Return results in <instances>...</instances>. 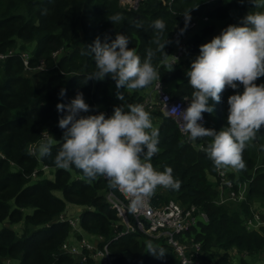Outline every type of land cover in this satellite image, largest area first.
<instances>
[{
    "label": "trees",
    "instance_id": "1",
    "mask_svg": "<svg viewBox=\"0 0 264 264\" xmlns=\"http://www.w3.org/2000/svg\"><path fill=\"white\" fill-rule=\"evenodd\" d=\"M205 1L173 0L168 9L161 0H144L135 10L126 11L117 0H0V55L6 54L0 60V264H69V258L59 251L68 238L69 226L57 221L66 204L81 209L78 227L86 235L102 239L112 264H179L161 241L138 233L115 236L120 226L115 211L104 199L110 189L108 183L100 177L90 182L75 167L65 170L55 166L54 158L63 142L58 121L67 115L66 110L58 111L56 106H67L77 93H82L90 110L81 116L103 113L108 118L114 107L139 104L142 91L150 85L139 90L120 89L129 93H123L120 101L113 98L117 91L110 77L86 80L97 70L87 47L97 37L103 43L105 35L112 40L116 34L129 39L128 47L135 49L141 62L151 49L160 83L172 82L170 97L186 98L189 104L194 90L188 84L187 71L199 55L200 46L230 25L243 26L242 19L255 13L250 0ZM186 13L196 23L193 31L186 29L182 19ZM117 15L122 19L113 21ZM203 17L206 21L201 20ZM157 19L165 24L162 33L153 28ZM176 27L180 34L184 29L181 35L187 34L183 36L185 54L168 72L166 62L174 50L168 38ZM156 39L160 43L168 41L163 51L158 50ZM29 45V67L39 61L44 64L34 82L24 77L19 55ZM14 49L15 53L11 51ZM55 52L58 54L52 58ZM255 83L264 84V77ZM61 89L66 90L63 98L59 96ZM242 91V86L236 90L226 88L220 102L214 104V118L219 119L220 112L223 116L218 131L227 126L228 97ZM156 116L160 119L156 127L159 152L150 163L157 171L171 167L181 186L178 190L158 187L151 202L158 205L173 201L183 208L193 206L205 215L206 222L197 223L186 234L200 244L202 262L232 264L228 253L233 250L238 264H248L241 258H257L256 264H264V224L251 231L243 225L244 219L252 217V203L264 215V128L242 153L245 168L225 174L234 194L239 186L244 189L243 200L219 204L216 169L202 150L208 138L196 140L198 146L194 147L180 137L173 119L160 113ZM43 135L46 139L42 142L50 144L51 154L39 158L28 148L38 146ZM42 166L54 171L51 180L41 178L46 172ZM15 224L20 225L19 231L9 228ZM149 241L165 250L162 259L148 254ZM92 263L88 260L85 264Z\"/></svg>",
    "mask_w": 264,
    "mask_h": 264
},
{
    "label": "clouds",
    "instance_id": "2",
    "mask_svg": "<svg viewBox=\"0 0 264 264\" xmlns=\"http://www.w3.org/2000/svg\"><path fill=\"white\" fill-rule=\"evenodd\" d=\"M258 6L255 0H250ZM185 26L190 16L184 15ZM113 21L122 19L114 16ZM243 26L230 25L220 35L212 38L199 48V55L187 71L188 84L194 90L188 107L183 111L179 106L169 111L175 114L181 131L188 141L211 138V142L202 150L211 161L214 169L221 171L245 168L242 153L247 143L256 138L264 128V84L255 81L264 77V11L247 14L241 21ZM140 27L139 22L136 23ZM157 33L165 29L163 20L153 22ZM184 29H181V34ZM158 50L165 47L159 39L154 41ZM129 39L116 34L115 39L105 35L104 42L97 37L88 46L97 69L86 80H103L110 77L117 89L116 98L123 100L120 89L139 90L160 80V74L152 64L154 52L147 50L143 62L135 49L129 48ZM165 56H168L165 54ZM173 58L168 63L169 71L177 62ZM243 88L239 94L231 95L227 100L226 127L220 131L205 128L202 125L203 114H212L214 104L220 102L226 88L236 90ZM66 90L61 89L63 98ZM213 105L209 104V100ZM57 110H66L67 115L58 121L63 130L62 143L54 158L59 169L75 167L90 182L104 177L108 186L126 193L130 198V210L142 207L156 192L157 188L178 190L181 181L172 175L173 169L165 167L157 171L150 163L159 152V130L153 126L149 112L140 104H128L127 111L122 104L113 108L110 117L99 115L81 116L89 112V105L82 93L65 106L57 104ZM31 155L43 158L51 154V146L40 142L34 146ZM148 254L162 259L166 252L157 249L151 241L147 243Z\"/></svg>",
    "mask_w": 264,
    "mask_h": 264
},
{
    "label": "built area",
    "instance_id": "3",
    "mask_svg": "<svg viewBox=\"0 0 264 264\" xmlns=\"http://www.w3.org/2000/svg\"><path fill=\"white\" fill-rule=\"evenodd\" d=\"M143 1L144 0H117V3L126 11H131L135 10L138 4ZM161 2L169 9L173 0H161ZM182 19L185 20L184 16ZM201 20L206 21L205 17L201 18ZM195 24V21L189 20L186 29L188 31H193L195 29ZM168 39L174 49L171 56L176 57L178 60L185 51L183 35L180 34L179 29L176 27L170 33ZM57 54L56 52L52 53L51 57L56 58ZM19 55L24 72L31 69L28 65L29 58L26 54L20 53ZM5 57L6 54L0 55V60H3ZM172 62H174L173 58L170 57L166 63ZM35 69L37 71L43 70V62L39 61L37 65H35ZM149 92L150 94L143 95L139 104L143 105L145 111L149 112L151 115L160 113L165 117L173 119L180 137L186 138V135L181 131L176 115L169 111L175 106H179L180 110L183 111L188 107L187 99H172L168 93L162 91V83H160L159 80L152 82ZM201 123H204V119ZM45 139L46 135H43L40 142ZM34 146L35 144L29 146V153L33 151ZM35 156L37 157V155ZM41 170L47 171L43 166ZM216 175L220 193L218 199L219 204L228 200L236 203L243 200V188H239L237 193L234 194L231 190L232 183L226 179L225 172L223 171V174H221V171L216 170ZM100 178L108 183L104 177L101 176ZM222 190L226 193H223ZM104 199L109 207L115 211V216L119 221L118 225L123 230L115 236L138 233L151 240L161 241L170 250L179 264H212L201 261L200 244L196 243L192 236L186 235L189 229L195 227L197 223L206 222L205 215L195 207L190 206L183 208L173 201L155 205L151 202V199H148L142 207L132 211L130 210L129 196L126 193L112 188L105 192ZM57 221L64 222L69 226L68 235L74 233L77 229L80 230L78 227V216L72 219L62 214L57 217ZM243 225L246 230L251 231L257 230L262 223L259 221L258 215H252L251 218L244 219ZM113 228L116 227L113 226ZM94 238L95 240L92 242H87L82 238H78V248L70 245L66 239L59 246V251L69 258V264H85L88 260H91L93 262L92 264H112V257L108 254L106 245L102 243V239L99 237ZM99 259H101L100 263H98Z\"/></svg>",
    "mask_w": 264,
    "mask_h": 264
},
{
    "label": "rangeland",
    "instance_id": "4",
    "mask_svg": "<svg viewBox=\"0 0 264 264\" xmlns=\"http://www.w3.org/2000/svg\"><path fill=\"white\" fill-rule=\"evenodd\" d=\"M208 0H206L205 2H207ZM226 1V0H225ZM209 2V1H208ZM255 3H256V5H258V6H255V8H254V12H261V11H264V0H255ZM183 36H187V34L186 35H183ZM206 40V39H205ZM204 40V41H205ZM31 46L29 45V46H27V50H25V51H22V53H25L26 54V56L28 57V58H30V55H29V51H30V48ZM11 51H13V52H15L16 51V49H14V50H11ZM184 54H185V51H184ZM183 54V55H184ZM183 59V58H182ZM24 72V71H23ZM168 72H169V70H168ZM36 73H37V70L35 69V66H33V67H31V69H29L28 71H25L24 73H23V75H24V77H26V78H28L29 80H31L32 82H34V80H35V77H36ZM150 86H151V84H150ZM150 86L148 87V89L150 88ZM173 87H174V84L172 83V82H162V91L163 92H165V93H168L169 91H171L172 89H173ZM115 90L117 91V89H116V87H115ZM120 92L121 93H127V94H129L128 93V91H125V90H120ZM113 98L114 99H116V94L113 96ZM126 100H127V98H126ZM126 100H125V103H126ZM209 104L210 105H212L213 104V102L211 101V99L209 100ZM125 109H127V107L125 106ZM158 113H156V114H154L151 118H152V123H153V126L154 127H157V123L159 122V117H157L156 115H157ZM203 119H204V127L205 128H209V129H213V130H215V131H217L218 132V130H217V124H218V121H220V122H222L223 121V116H222V114H221V112H220V114H219V119H217V118H214V116H213V113L210 115V114H208V113H204L203 114ZM208 138V141H209V143L211 142V138L210 137H207ZM184 141H186V142H189L190 144H192V145H196V144H194V142H190V141H188V139H187V137L186 138H182ZM198 145H196V146H194V147H197ZM228 171V173H231V172H233L234 173V169H227V170H224V172H225V174H226V172ZM53 173H54V171H51V170H47L45 173H43L42 174V176H41V178H46V179H49V180H51L52 179V177H53ZM227 173V174H228ZM225 178V177H224ZM243 186V185H242ZM240 188H242V187H240ZM156 191H158V189L156 190ZM56 196L58 197V198H60V195L59 194H56ZM80 208H77V207H74V206H72V205H69V204H66L65 205V207H64V210H63V214L66 216V217H70V218H72V219H75L77 216H78V214H79V212H80ZM259 211V209L257 208V206L254 204V203H252L251 204V206H250V212H251V215H259V214H261V213H259L258 212ZM263 215V214H262ZM119 224V221H118V219H117V225ZM116 225V224H115ZM0 227H1V225H0ZM9 228L11 229V230H14V231H19L20 230V225L19 224H15V225H11V226H9ZM120 231H123L121 228H120ZM119 231V232H120ZM119 232H116L117 234L119 233ZM78 238H82V239H84L85 241H87V242H92L93 240H95V238L94 237H89V236H87L85 233H83L81 230H79V229H77L74 233H70L69 235H68V238H67V240H68V242H69V244L70 245H72V246H74V247H76V248H78ZM228 255H229V257H230V260H231V263L232 264H238V260H237V256H236V254L234 253V251L232 250V251H230L229 253H228ZM258 256H259V258H261L262 259V254H258ZM241 259H245V262H247L248 264H256V262L255 261H257L258 259L256 258V259H253L252 261H249L248 259H246V258H241ZM100 261H101V259H99L98 260V263H100ZM4 264H9V261H5L4 262Z\"/></svg>",
    "mask_w": 264,
    "mask_h": 264
},
{
    "label": "water",
    "instance_id": "5",
    "mask_svg": "<svg viewBox=\"0 0 264 264\" xmlns=\"http://www.w3.org/2000/svg\"><path fill=\"white\" fill-rule=\"evenodd\" d=\"M258 219H259V221H260L262 224H264V215L259 214V215H258Z\"/></svg>",
    "mask_w": 264,
    "mask_h": 264
},
{
    "label": "crops",
    "instance_id": "6",
    "mask_svg": "<svg viewBox=\"0 0 264 264\" xmlns=\"http://www.w3.org/2000/svg\"><path fill=\"white\" fill-rule=\"evenodd\" d=\"M149 89L147 88V89H145V91H142L141 96L143 97V95H145V94H150Z\"/></svg>",
    "mask_w": 264,
    "mask_h": 264
}]
</instances>
